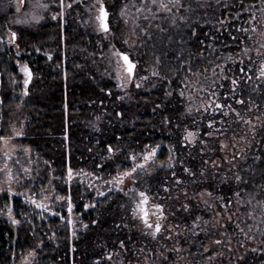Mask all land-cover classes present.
<instances>
[{
	"label": "trees",
	"instance_id": "16d2710c",
	"mask_svg": "<svg viewBox=\"0 0 264 264\" xmlns=\"http://www.w3.org/2000/svg\"><path fill=\"white\" fill-rule=\"evenodd\" d=\"M125 1L153 70L144 89L103 75L98 35L68 33L80 56L63 60L62 44L24 30L38 77L23 90L0 27V137L19 130L28 193H52L46 209L0 193V264L29 252L28 264H264V0H180L167 12ZM140 192L159 205V232L138 216Z\"/></svg>",
	"mask_w": 264,
	"mask_h": 264
},
{
	"label": "rangeland",
	"instance_id": "374dc122",
	"mask_svg": "<svg viewBox=\"0 0 264 264\" xmlns=\"http://www.w3.org/2000/svg\"><path fill=\"white\" fill-rule=\"evenodd\" d=\"M68 1V0H67ZM29 2H33L30 8H23L22 6H18L17 3H14L12 10L4 11L1 7L0 9V22H4V26L2 27V37L4 40V44L12 45L15 51L16 58L13 60V67L17 71V75L20 77L22 81L21 89L26 90L28 86H25L24 82L27 78L24 71L22 70L25 66L29 68L31 73V80L37 78L35 66L31 63V60L34 57H28L30 53L25 51V49L20 45L19 35L20 31H30L32 34L37 35L41 33L39 41L40 43L46 42L48 45H56L62 44L63 47L61 51L64 54L63 60L66 58H77L80 56V38L75 35H72L67 41L65 39H61L65 37L63 31L66 29H71L72 34L80 32V30L87 31L88 34L98 35L96 37V43L98 44L97 49H99V53L97 54L98 58L104 60V71L103 75L108 77L113 81L115 86L120 90H126L127 86L130 85V82L134 84L136 89H144L145 82L149 77L150 69H143L140 57L138 54V48L136 43L138 42V37L134 34V30L138 23L132 19L131 13L127 8L125 9V14L121 15V9L125 8V0L120 2H114V0H70L69 3L71 7H67L66 3H63V7L59 4L55 6L54 2L56 0H33ZM103 3L106 11L108 12V24L109 31L99 32L98 21H96V16L98 15V6L100 3ZM39 5H47L46 8L39 7ZM17 7L20 8L17 11ZM34 17H41V19L37 20ZM53 17H56L53 19ZM4 28V31H3ZM62 31V34H61ZM16 33V39L13 41L11 38V33ZM57 32L59 34H57ZM58 36V38H56ZM61 37V38H60ZM94 38V37H92ZM91 39V38H90ZM1 40V38H0ZM44 40V41H42ZM71 45L67 51L65 49L66 44ZM96 44V45H97ZM139 45H142L140 42ZM56 49L46 48L42 54L46 57L55 58ZM35 53H39L38 48H35ZM124 52L126 53L130 60L134 62L136 67L133 70V75L131 79L128 78L127 73L124 70V66L121 63L119 56L117 53ZM80 58V57H79ZM80 65L76 67H79ZM153 71V70H152ZM16 74L7 75V80L13 79ZM1 82V81H0ZM9 82V81H8ZM95 116H91L90 119ZM65 119V118H64ZM72 120V119H71ZM70 121V119L68 120ZM95 121H91L93 123ZM11 134L4 136L7 139V143L2 140L1 147V157L3 159L2 164L0 165V169L3 172L4 178L0 182V188L3 191L0 193H7L10 196L20 195L25 198L26 201L31 202L33 200L38 204H46L49 203V199L52 196L51 192H42L39 199L36 200L34 195L29 194V186H25L26 178L30 175L32 169V161L29 162L30 154L28 149L20 147L16 142L15 138L19 135L15 133H20L19 130H10ZM154 150V149H153ZM153 150H149L143 155V159L140 162L134 164L139 165L143 164L144 166L152 161L153 156L150 159L145 160L144 157L148 156ZM21 154L24 156L23 162L17 161L16 164H12V160L18 159V155ZM24 164V165H23ZM28 169L29 171L26 173L24 170ZM9 174L12 179L9 180ZM132 177H123L122 174H119L114 180L116 181V186H122L124 188L131 185ZM122 178L123 182H120ZM141 197L139 196V200L137 202V212L138 216L145 223L147 220V224L151 225V228H155L157 224L162 223V215L159 209L147 200L146 203L141 204ZM35 205V204H34ZM32 252L24 255L17 264H28L32 261L33 255H30Z\"/></svg>",
	"mask_w": 264,
	"mask_h": 264
},
{
	"label": "snow or ice",
	"instance_id": "6c2138e0",
	"mask_svg": "<svg viewBox=\"0 0 264 264\" xmlns=\"http://www.w3.org/2000/svg\"><path fill=\"white\" fill-rule=\"evenodd\" d=\"M74 2H76V0H74ZM24 3V0H19V4L22 5ZM151 4L153 6H156L157 7V10L158 11H170L171 10V7H180L181 4H180V0H168L167 3H164L163 0H151ZM39 7H43V8H46L47 5H39ZM61 7H63V0H61ZM68 7H71V4L68 5ZM127 8V5H125V8H122L121 9V15L123 16L125 14V9ZM20 8L17 7V11H19ZM138 12L140 11V9L137 10ZM35 19L39 20L41 19V17H34ZM56 17H53V19H55ZM253 19H255L253 17ZM96 21H98V27L100 30L104 31L105 33H107L109 31V24H108V12L106 11L105 9V6L104 4L101 2L100 3V7H99V14L96 16ZM175 22V21H173ZM246 31V30H245ZM11 38L12 40L14 41L16 39V33L13 32L11 33ZM117 55L120 56V58L123 60L124 62V66H125V72L127 73V76L129 79H131L132 75H133V70L134 68L136 67L135 64H133V62L130 60L129 56L128 55H125L123 53H117ZM25 73V75L28 77V79L25 80V85L27 86L29 80L31 79V73L30 71L28 70L27 66H25L23 69H22ZM154 75H157L158 73H153ZM261 76H264V65H262V70H261ZM27 94V93H25ZM181 95H183V93H181ZM216 107H219V105H217ZM211 127V125H209ZM16 135H20L21 133H15ZM193 135V133L189 132L188 133V137H191ZM7 139L9 138H4V137H0V140H3L5 143H7ZM109 152L112 151V149L109 147ZM155 154V150H153L152 153H150L148 156H145L144 159L145 160H148L150 159L151 156H153ZM131 159L133 161H135V157H131ZM144 168V165L143 164H139V165H134V167H132V169L130 171H127V172H124L122 174L123 177H132V175L134 173L137 172V169H143ZM26 173L29 171L28 169H25L24 170ZM185 171H188L187 169H185ZM68 176H69V179H71V176H72V170L71 168H69L68 170ZM9 180L12 179L11 175L9 174ZM240 177L237 176V180H239ZM120 182H123L122 181V178H121V181ZM133 183H135V181H133ZM0 191H3L2 188H0ZM102 195V193H101ZM139 196L142 198L141 200V204L143 203H146L147 202V196L145 195L144 192H140L139 193ZM60 199H63L62 197ZM33 204L36 205V207L38 208H45L46 209V206L44 204H38L36 203L35 200L32 201ZM71 202H69V211H71ZM87 207V206H86ZM157 208H159V205H157ZM9 213H11V209H9ZM14 223L16 221H13ZM69 223H71V221H69ZM145 224H147V220H145ZM149 227H151V225H148ZM160 231V225L157 224L156 226V229H155V232H159ZM155 232L153 233V235H155ZM217 243H219V241H217ZM30 255H34V253H31Z\"/></svg>",
	"mask_w": 264,
	"mask_h": 264
},
{
	"label": "flooded vegetation",
	"instance_id": "af4514ba",
	"mask_svg": "<svg viewBox=\"0 0 264 264\" xmlns=\"http://www.w3.org/2000/svg\"><path fill=\"white\" fill-rule=\"evenodd\" d=\"M33 1V0H30ZM52 1V0H51ZM55 1V0H54ZM70 0H63V3H66V6L68 7V5ZM14 3H17L18 6H22L24 9L25 8H30V6L32 5L33 2H29V0H24V3L22 5L19 4V0H0V7L4 10V11H8L12 10ZM55 6H58L59 4L61 5V0H56V3L54 2ZM30 9H33L32 7ZM71 32V29H66L65 31H61V34L64 35L65 37L61 38L62 40L65 39L66 41L70 38L67 36L68 33ZM99 32H104L102 30H99ZM64 41V40H63ZM28 68V67H27ZM29 70V68H28Z\"/></svg>",
	"mask_w": 264,
	"mask_h": 264
},
{
	"label": "water",
	"instance_id": "95a60500",
	"mask_svg": "<svg viewBox=\"0 0 264 264\" xmlns=\"http://www.w3.org/2000/svg\"><path fill=\"white\" fill-rule=\"evenodd\" d=\"M99 7H100V4H99V6H98V14H99ZM119 53H123V54H125V55H127L126 53H124V52H119ZM119 56V55H118ZM119 59H120V61H121V63L123 64V66H124V62H123V60L120 58V56H119ZM133 62V61H132ZM133 64H134V62H133ZM124 69H125V66H124ZM26 79H28V77L26 78ZM24 84H25V82H24ZM28 85V84H27ZM26 86V85H25Z\"/></svg>",
	"mask_w": 264,
	"mask_h": 264
}]
</instances>
